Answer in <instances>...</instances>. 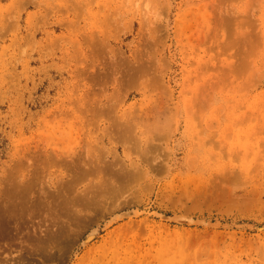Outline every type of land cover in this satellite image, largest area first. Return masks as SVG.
Returning a JSON list of instances; mask_svg holds the SVG:
<instances>
[{"label":"rangeland","instance_id":"rangeland-1","mask_svg":"<svg viewBox=\"0 0 264 264\" xmlns=\"http://www.w3.org/2000/svg\"><path fill=\"white\" fill-rule=\"evenodd\" d=\"M0 264H264V0H0Z\"/></svg>","mask_w":264,"mask_h":264},{"label":"bare ground","instance_id":"bare-ground-1","mask_svg":"<svg viewBox=\"0 0 264 264\" xmlns=\"http://www.w3.org/2000/svg\"><path fill=\"white\" fill-rule=\"evenodd\" d=\"M93 234H94V233H93ZM93 234H92V235H93ZM92 235H91V236H92ZM86 237H88V235H87ZM90 238H91V237H90ZM85 240H86V239H85Z\"/></svg>","mask_w":264,"mask_h":264}]
</instances>
